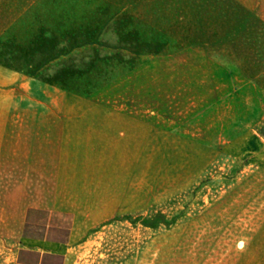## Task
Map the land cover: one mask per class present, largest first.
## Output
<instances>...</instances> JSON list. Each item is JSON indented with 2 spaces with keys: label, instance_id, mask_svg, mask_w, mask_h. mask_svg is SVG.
<instances>
[{
  "label": "rangeland",
  "instance_id": "374dc122",
  "mask_svg": "<svg viewBox=\"0 0 264 264\" xmlns=\"http://www.w3.org/2000/svg\"><path fill=\"white\" fill-rule=\"evenodd\" d=\"M14 73L146 121L70 264H264V0H0V85Z\"/></svg>",
  "mask_w": 264,
  "mask_h": 264
},
{
  "label": "crops",
  "instance_id": "0c3cea01",
  "mask_svg": "<svg viewBox=\"0 0 264 264\" xmlns=\"http://www.w3.org/2000/svg\"><path fill=\"white\" fill-rule=\"evenodd\" d=\"M11 77L0 85V264H70L82 223L121 207L146 121L79 96L52 103L50 87Z\"/></svg>",
  "mask_w": 264,
  "mask_h": 264
},
{
  "label": "trees",
  "instance_id": "16d2710c",
  "mask_svg": "<svg viewBox=\"0 0 264 264\" xmlns=\"http://www.w3.org/2000/svg\"><path fill=\"white\" fill-rule=\"evenodd\" d=\"M160 217H164V215H163V214H157V215H156L157 221L159 220ZM172 222H173V220H170V221H165V220H164V223H165L166 225H170V224H172ZM144 223H145L146 225H148V226H156V223H157V222L154 223V218H145V219H144Z\"/></svg>",
  "mask_w": 264,
  "mask_h": 264
}]
</instances>
